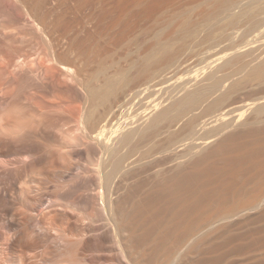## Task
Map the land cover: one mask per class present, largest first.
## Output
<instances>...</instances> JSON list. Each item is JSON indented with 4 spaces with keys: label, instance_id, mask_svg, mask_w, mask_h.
<instances>
[{
    "label": "rangeland",
    "instance_id": "1",
    "mask_svg": "<svg viewBox=\"0 0 264 264\" xmlns=\"http://www.w3.org/2000/svg\"><path fill=\"white\" fill-rule=\"evenodd\" d=\"M35 1L23 0L31 14L23 21L0 9L1 30V25L18 23L22 33L35 36L29 37L33 57L18 68L17 54L0 30V63L12 64L0 67V89L9 92L0 102L13 96L27 99L48 114L51 127L76 136L79 143L64 157L70 162L63 164L45 151L47 145L70 147L52 133L41 132L19 147L0 143V264H264V201L227 217L196 219L185 233L160 237L159 243L152 237L134 240L127 235L125 249L98 195L113 198L118 220L130 214L138 221L160 204L161 195L188 166L179 167L188 157L177 158L184 149L176 147L188 137V122L195 126L244 99L264 96V76L249 78L251 68L264 58V0ZM32 16L38 22L48 19L43 21L54 27V46L70 63V73L61 67L51 72L41 65L42 54L41 60H48V43L40 40ZM238 48L242 55L215 74L193 107L174 111L172 119L160 122L146 138H131L99 172L104 155L91 138L96 132L130 120L128 116L151 98L182 95L179 86L186 78ZM163 51L167 54L160 58ZM107 86L114 90L109 98L90 95L92 88ZM138 91L143 94L137 96ZM218 97L224 101L217 108ZM255 113L253 119L264 125V112Z\"/></svg>",
    "mask_w": 264,
    "mask_h": 264
},
{
    "label": "bare ground",
    "instance_id": "2",
    "mask_svg": "<svg viewBox=\"0 0 264 264\" xmlns=\"http://www.w3.org/2000/svg\"><path fill=\"white\" fill-rule=\"evenodd\" d=\"M0 6V9L2 8L1 10H3L4 8V10L10 11L12 13L11 16L13 15L16 20L25 19V17L30 14V12L28 13L25 9L26 6L23 5V0H0ZM51 10H53V7ZM41 11L42 10H40V12ZM45 11H47V9ZM50 12L52 13V11ZM8 14L10 15V13ZM47 15L48 12L46 13V16ZM7 17L9 18V20L11 19L8 15ZM34 17L32 19H34ZM51 17H49L50 20ZM16 20L14 22H16ZM42 21L38 22L37 19L33 20L34 24L36 25H34L35 29L37 28L38 32L41 33L42 37H40V35L38 34L39 38H41L40 40H44L48 43V48H45L47 51L49 49L47 55L48 60H46V62L41 60L43 59L42 54V56L39 58L41 65L46 66V69L51 72H55L56 69L61 67L62 69H64V71L70 73L72 71V67L68 65L70 63L67 62V64L66 60H64L65 62L63 61V59H65L63 58L64 55H62L63 52L61 51L62 54H59L60 51H57V48L54 46V43L56 42L54 27L52 28V25L49 26L50 21L48 24L47 22ZM17 25L4 24L1 25L3 31L1 29L0 30L10 42L8 44L9 49H11L10 51L16 52L17 57L15 59V66L19 68L27 65L30 57H33V54L29 52V49H32L30 48V45L31 39L33 38H29L31 34L27 36L29 32L22 33L20 31L21 29L19 30L18 27L20 24L18 26ZM28 27L30 28V26ZM16 28L19 31L16 30ZM24 28H26V25ZM30 32H32L31 29ZM61 38H63V36H61ZM38 41L36 37V42ZM6 43L7 42H5V44ZM60 45L62 44H59L58 46ZM43 49L44 48L42 47V50ZM30 51H34V49ZM38 51H40V49ZM66 51L68 50L65 49L64 52ZM230 52L231 53H222L223 55H218L217 58H213L214 60L212 59L213 61L211 62L208 61L209 63L204 65L203 67H198L199 69H197L195 73H192L193 75H190L188 79L185 77L186 80L183 81V77H181L183 83L179 86L178 84L182 82L180 80L181 82L176 84V87L179 86L180 91L183 92H181L182 95L170 96L171 100L168 98L166 99V97L165 99L159 98L163 94L158 98L155 96L156 98L153 100H151L152 98L149 99L150 97L146 95L147 98L149 97L148 99L150 101L148 100L145 105L139 102L140 105L143 104L141 105V108L143 110L140 107H137L136 113L130 116H128L130 113L128 114L127 112H125L126 110L124 111L125 116L127 113V116L131 117L130 120L127 121L125 119V121H117L118 124L116 123V126H112L113 128H111V130L110 127L108 128L110 131L100 128L101 130L96 132L95 135L91 137L98 142L102 154L104 155V157H101V161L98 164L99 172L102 171V168L107 161L114 158V156L119 151L120 146L127 142L129 143L131 138L134 139V136L136 138V135H139L140 137H144L146 134L148 135L149 131H152V129L154 131V129H157V126L161 125L160 122H164V120L166 119L169 120V118L172 119L171 117H173L172 114L174 113V111L177 112L181 109L185 110V108H191L193 104H196V101L200 98V96H203L202 93L205 92V90H207L209 86H211L210 82L215 77V74H217L219 70L221 71V69H223V66L226 67L228 64H231L242 55V51L240 50V48L234 50V52ZM0 53H3L1 47ZM35 53L38 55L39 52L37 53L35 51ZM164 53L166 52L163 51L160 58L165 57ZM65 54L67 56L68 53ZM10 57L13 56L10 55ZM44 58H46V56ZM37 63L40 64L39 62ZM10 64L4 60L0 63V67H8V65ZM30 65L31 62L29 64V67ZM41 65L38 66L40 67ZM44 66L43 68H45ZM37 68L36 70H38ZM30 69L34 70L35 68L32 67ZM33 72L35 73V70ZM36 75L39 74L37 73ZM262 76H264V58H262V60H260L255 66H253L249 73V78L254 77L260 79ZM110 83L113 82L110 81L109 84ZM111 85L112 84H110V86ZM212 86L214 87V84ZM107 88L108 89L92 88L90 90V95L94 97L98 95L99 97L106 96L107 98H109V95L112 94L114 90L112 87L109 88L107 86ZM141 92L138 91L137 96L143 94ZM160 92L158 91L157 93ZM177 94L179 95V93ZM225 95L229 96L227 94ZM219 97L218 99H220ZM222 97H224V95ZM107 98H105L104 102L108 100ZM168 100L170 101L168 102ZM220 101L215 105L217 108L219 107V104L223 102ZM139 108L142 110L141 112H139ZM219 110L215 109L214 111L217 112ZM262 111L264 112V96H259L253 99H244L238 104H235L233 107L225 109L223 111L221 110L216 114H214L215 112H212L211 114H214L213 116H210L203 121L196 123L195 126H193V122H188L189 124L187 123L186 126H189L190 131L186 130L187 132L189 131V133L187 134L188 137H183L185 138V143H182L183 140L181 138L178 141H175L174 144H172V146L174 147L178 142L182 140L180 142L181 144L178 145V143V146L176 147L184 149V151L182 152L184 154L181 156L178 155L177 158H188L180 161L179 167L182 166L183 168V165L185 164L186 166V163H189L188 166L186 167V169H183L181 171L177 170L180 171L177 175L178 177L174 175L176 176L175 178L177 179V181L174 182L172 180V186L170 185L171 187L167 188L166 191H164L163 196L161 195L162 198L160 204L153 207L152 211L149 212V214H147L146 216L144 215V217H140L138 221H135L134 218L130 216V214L126 215L123 221L118 220L115 217L116 212L114 209L115 203L113 201V198H111L110 196H106V194L103 192L99 193L98 195L101 196L104 207L108 211L107 213L109 215V219L113 223L116 237L118 239V242L120 243V246L126 249V245H128V243L126 244V242H128V237L134 240H143L152 237L153 241L159 243L158 239L160 237H164L170 234H176L180 231L182 233H185L189 229L187 226L191 225L196 219L200 220L204 217H207L206 221H209L214 217H218V219L227 217L232 213V211H244L251 206V209H254L253 205H255L257 201H264V125H258V123L260 122H257V120L253 119V113L256 116L257 113L255 112L262 113ZM120 119L122 120L123 117ZM186 138H189L188 142H186ZM169 182L171 184V181ZM131 224H135L136 226L134 229L130 230L129 228L131 227ZM126 231H129V233L126 234ZM159 250L160 246L156 244L155 251L158 252ZM135 264H140V262H135Z\"/></svg>",
    "mask_w": 264,
    "mask_h": 264
},
{
    "label": "clouds",
    "instance_id": "3",
    "mask_svg": "<svg viewBox=\"0 0 264 264\" xmlns=\"http://www.w3.org/2000/svg\"><path fill=\"white\" fill-rule=\"evenodd\" d=\"M9 92L0 89V96H8ZM41 132L56 135L62 144L69 145L62 148L59 145H47L45 151L55 154L60 163H69L64 157L70 154L79 141L76 136L65 135L59 128L49 125L48 114L44 110L34 107L27 99H17L14 96L0 102V143L19 147L30 139L37 138Z\"/></svg>",
    "mask_w": 264,
    "mask_h": 264
}]
</instances>
